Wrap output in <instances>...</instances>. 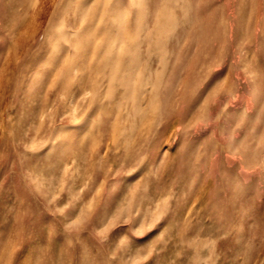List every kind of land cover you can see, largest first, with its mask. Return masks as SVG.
Listing matches in <instances>:
<instances>
[{
    "label": "rangeland",
    "instance_id": "374dc122",
    "mask_svg": "<svg viewBox=\"0 0 264 264\" xmlns=\"http://www.w3.org/2000/svg\"><path fill=\"white\" fill-rule=\"evenodd\" d=\"M262 78L264 0H0V264H264Z\"/></svg>",
    "mask_w": 264,
    "mask_h": 264
},
{
    "label": "snow or ice",
    "instance_id": "6c2138e0",
    "mask_svg": "<svg viewBox=\"0 0 264 264\" xmlns=\"http://www.w3.org/2000/svg\"><path fill=\"white\" fill-rule=\"evenodd\" d=\"M261 85H264V78H262L261 80ZM64 134H65L64 132H61L59 136H63ZM117 182H118L117 180H112L106 187L104 185H101L100 187H96L95 185H93L92 189H90L89 192L84 197L85 207L82 215L85 217H93V215L97 212L98 208L102 204L104 198L115 190L117 186ZM81 191H83V189H81ZM79 211H80V205L76 204V206L72 209L69 215L75 216ZM124 224L125 223L122 222L119 224L116 223V211H115L111 215V218L107 220V222H105L102 227H97L94 224H89L88 231H91L94 228H100L102 231H107L109 229L116 228L118 225H124ZM132 228L135 233L137 234L140 233V228L138 227H132ZM135 236L139 237V235H135ZM121 243L124 244L123 255L131 256V255H127V252L130 248V241L128 240L127 236L123 240H121ZM140 251H142V249H139L136 252V254H139ZM151 256L152 255L146 257V261ZM42 257H43V252L39 251L35 255L27 256L26 259L22 260L19 255V251H17L14 253L13 257L11 258L10 264H39V260Z\"/></svg>",
    "mask_w": 264,
    "mask_h": 264
}]
</instances>
